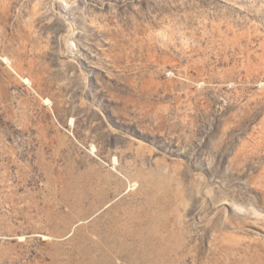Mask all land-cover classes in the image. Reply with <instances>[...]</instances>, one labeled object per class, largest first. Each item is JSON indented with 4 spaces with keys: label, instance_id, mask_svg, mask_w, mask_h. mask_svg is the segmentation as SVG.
<instances>
[{
    "label": "rangeland",
    "instance_id": "rangeland-1",
    "mask_svg": "<svg viewBox=\"0 0 264 264\" xmlns=\"http://www.w3.org/2000/svg\"><path fill=\"white\" fill-rule=\"evenodd\" d=\"M0 264H264V0H0Z\"/></svg>",
    "mask_w": 264,
    "mask_h": 264
},
{
    "label": "bare ground",
    "instance_id": "bare-ground-1",
    "mask_svg": "<svg viewBox=\"0 0 264 264\" xmlns=\"http://www.w3.org/2000/svg\"><path fill=\"white\" fill-rule=\"evenodd\" d=\"M133 185V184H132Z\"/></svg>",
    "mask_w": 264,
    "mask_h": 264
}]
</instances>
